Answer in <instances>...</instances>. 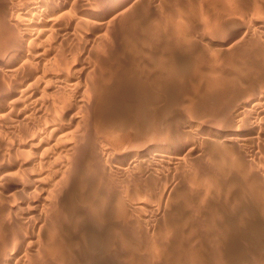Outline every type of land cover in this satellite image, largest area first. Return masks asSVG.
Returning <instances> with one entry per match:
<instances>
[{
    "label": "rangeland",
    "instance_id": "374dc122",
    "mask_svg": "<svg viewBox=\"0 0 264 264\" xmlns=\"http://www.w3.org/2000/svg\"><path fill=\"white\" fill-rule=\"evenodd\" d=\"M124 6L110 9L101 27L67 39L71 49L63 43L55 50L85 60L95 88L86 87L88 109L76 122L72 156L79 169L42 204L40 192H27L30 175L13 166L0 183V257L20 231L30 244L13 249L19 264H191L195 253L204 264H264V115L239 120L234 114L264 95V0ZM2 31L0 21V48ZM237 126L242 143L202 139L235 134ZM5 128L0 125V160L24 159L7 155L13 138ZM112 137H124L120 147L135 157L167 152L172 160L105 172L101 152L119 148ZM128 185L144 195L126 197Z\"/></svg>",
    "mask_w": 264,
    "mask_h": 264
},
{
    "label": "bare ground",
    "instance_id": "6f19581e",
    "mask_svg": "<svg viewBox=\"0 0 264 264\" xmlns=\"http://www.w3.org/2000/svg\"><path fill=\"white\" fill-rule=\"evenodd\" d=\"M134 1L137 0H91L90 2L87 0H0V21L1 29L4 33L3 45L0 48V51H4L5 53V57L0 58V77H3L0 78V125H2L3 128L6 126L9 127V135L7 132L6 133L10 138H13L10 148L6 150L7 155H20L24 157V159L20 161L13 157L12 160L10 159L6 162L1 158L0 183L1 180L13 175V166L16 167V165H19V168L23 169V172L25 171L30 175L29 178H27V192H40L42 195V204L46 202L54 188L62 184V182L69 183L70 171L72 172L79 169V165L74 162L72 149L76 144L78 134L80 133L78 132L80 126L78 127L76 122L78 121V117H80V113H84L88 109L83 107V105L87 104L86 101L88 100V95H86L85 98H82L84 97L83 93H87V90L85 89L86 87L88 88V86H90V92L95 91L93 90L95 88H93V83L89 84L91 81L89 82L88 80L91 79L87 78L89 73V69L87 70L88 65H84L83 67L82 65L84 63L81 64L85 61L84 59V61H82L78 55L71 57L73 51L71 54L70 52H67V54L71 55H69L70 57H67L60 56L63 55L61 50H59V53L57 54L55 50L58 46L60 48L63 43L62 46L67 45V48L70 43L68 42V44H65V41L67 39L70 41L69 38L73 37L74 34L77 37V35H80L79 33H81V31L83 33L88 29L90 30L91 28L95 29L101 27L105 22L106 14L108 11L110 12V9L115 5L124 6L126 4H132ZM77 31H79L78 34ZM76 37H74V39ZM59 41L61 42L59 43ZM68 49L71 48H67V50ZM67 54L65 52L64 55ZM87 54H89V52ZM88 57H90V54ZM197 58L199 60L201 59V57ZM87 63L88 62H86V64ZM98 63L99 62H97V64ZM196 68L197 67L194 69ZM195 72L196 71H194V73ZM178 75H176V77ZM198 79L200 78H197L196 80L197 88H199L198 85L200 84V80ZM82 99H85V101ZM105 99L106 96L104 97V101L102 99L101 103H104L103 105L106 104ZM229 101H231V98ZM81 107L82 109L84 108V110L80 111ZM193 111L195 110H192V114L196 113V111L194 113ZM250 112H257L260 116L264 115V95L254 98L250 103L244 102L240 104L237 106L234 114L237 119L242 120V117ZM98 118L97 120L99 121L100 115ZM259 119L260 118H258V120ZM79 122H77L78 125L80 124ZM244 125L246 126V124ZM21 126H23L22 129L20 128ZM76 127H78V129ZM70 129L74 132L70 131ZM68 130L71 133H68ZM234 131L235 134H225L222 136L212 134L201 138L204 140V143H206V140L223 146L242 143L244 141L243 139H245L243 138L244 134L242 129H238L237 126ZM75 136L77 138H75ZM117 139H112L116 141V144L113 143V146H111L114 147V149L116 148L115 145L119 147L117 150L115 149L116 151H114V155L110 150L101 152V162L99 163L104 169L103 171L106 170L119 173L122 171L134 170L138 167L149 166L158 161L170 162L172 160V156L167 152H162L160 154L147 152V155L144 158L139 157V155L136 156L139 158H136L133 155L134 152L130 151V149L127 150L122 148L125 147L122 146L123 144L121 142L124 140V137L123 139L121 138L122 140L120 141L119 139L117 141ZM127 143L129 144V142ZM167 143L169 144V142ZM120 144L122 147H120ZM170 150H172V148H170ZM134 157L136 159H133ZM176 159L179 160V158ZM151 167H153V165ZM127 187L128 188L125 190L124 194L130 199L134 197H142L144 195V192H142L143 190L139 192L140 190L137 191V188L134 187L135 191H132L134 189H131L129 185ZM115 201L116 200L114 199L111 205H114ZM106 204L105 201L101 205L99 204L100 208H106ZM99 205H96L95 207L97 208ZM110 208L112 207L110 206ZM31 210L28 214H36L35 210ZM41 230L40 227V231ZM20 234L19 231V235L17 236L16 234L13 244L11 245L15 250L18 245L21 246L25 244L28 246L30 244L27 242L26 235ZM13 249L8 250L0 257V264H19L22 261L21 254L17 253L18 249L17 252ZM157 251L159 255L162 254L161 249ZM191 264L204 263L198 253H195L192 255Z\"/></svg>",
    "mask_w": 264,
    "mask_h": 264
}]
</instances>
